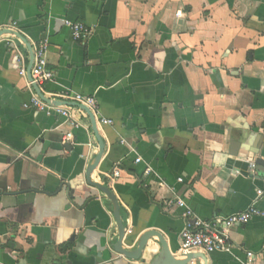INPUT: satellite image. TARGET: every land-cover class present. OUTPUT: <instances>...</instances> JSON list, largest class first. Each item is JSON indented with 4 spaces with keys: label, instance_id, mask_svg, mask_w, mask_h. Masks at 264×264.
<instances>
[{
    "label": "crops",
    "instance_id": "crops-1",
    "mask_svg": "<svg viewBox=\"0 0 264 264\" xmlns=\"http://www.w3.org/2000/svg\"><path fill=\"white\" fill-rule=\"evenodd\" d=\"M65 20L92 33L77 40ZM42 41L53 78L29 86ZM75 94L113 123L90 111L94 128ZM260 159L264 0H0V264L185 262L187 218L170 202L203 220L264 212ZM230 235L232 252L188 264H243L247 251L264 264L263 216Z\"/></svg>",
    "mask_w": 264,
    "mask_h": 264
},
{
    "label": "built area",
    "instance_id": "built-area-1",
    "mask_svg": "<svg viewBox=\"0 0 264 264\" xmlns=\"http://www.w3.org/2000/svg\"><path fill=\"white\" fill-rule=\"evenodd\" d=\"M65 23L72 28L73 36L77 40H85L92 32L85 24L81 22H71L65 20ZM48 47L47 41L40 42L34 55V62L31 68V79L29 86H39L47 81L52 80L53 72L47 67L46 51ZM22 59V58H21ZM20 61L22 62V60ZM27 69L24 64H21V75H27ZM48 99V98H47ZM74 99L78 106L86 107L96 117L100 119L102 124H112L113 121L103 118L101 115L98 102L95 97L75 94ZM34 106L40 110H47L48 113L56 112L62 116L69 126L78 128L81 122L76 114L70 108L64 105V102L53 99L44 100L39 96H35L32 100ZM73 135L68 133L67 139H72ZM142 158L138 157L136 162H141ZM257 163L250 164V171L252 174L256 173ZM121 170L115 169L113 172L114 178H119ZM179 183H183L182 177L178 178ZM262 194V191L259 192ZM170 204L178 205L184 208V216L187 218V226L181 234V253L183 255L193 254L195 252L214 253V252H232L233 242L231 238V230L235 226L246 225L255 216L260 215L264 217V212L260 211L255 206L248 210L230 214L226 217H217L213 220H203L198 218L186 200L182 197H177ZM247 259L243 264H252L258 255L252 251H247Z\"/></svg>",
    "mask_w": 264,
    "mask_h": 264
},
{
    "label": "water",
    "instance_id": "water-1",
    "mask_svg": "<svg viewBox=\"0 0 264 264\" xmlns=\"http://www.w3.org/2000/svg\"><path fill=\"white\" fill-rule=\"evenodd\" d=\"M30 73H31V70H30ZM84 108L89 112V114H90L91 117L93 118V125H94V128H95L94 117L92 116V114H91V112L89 111L88 108H86V107H84ZM258 163H264V160L260 159V160H258ZM143 245H144V244H143ZM120 252L123 253V254H126V256H127V252H125V251H120ZM128 256H129V255H128ZM194 256H195L194 253H193V254H189V255H187V259L185 260V262L174 261V260L172 259V257H170V256H167V260H168V262H170L171 264H188L189 262H191V261L193 260ZM160 262H161V260H160V261L157 260V263H156V264H160Z\"/></svg>",
    "mask_w": 264,
    "mask_h": 264
}]
</instances>
